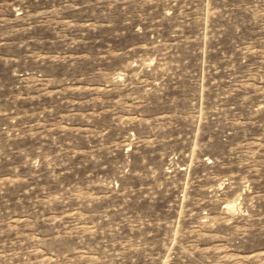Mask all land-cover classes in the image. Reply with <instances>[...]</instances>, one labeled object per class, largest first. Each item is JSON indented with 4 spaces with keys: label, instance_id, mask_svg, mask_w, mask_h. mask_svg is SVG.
Instances as JSON below:
<instances>
[{
    "label": "rangeland",
    "instance_id": "374dc122",
    "mask_svg": "<svg viewBox=\"0 0 264 264\" xmlns=\"http://www.w3.org/2000/svg\"><path fill=\"white\" fill-rule=\"evenodd\" d=\"M0 264H264V0H0Z\"/></svg>",
    "mask_w": 264,
    "mask_h": 264
}]
</instances>
